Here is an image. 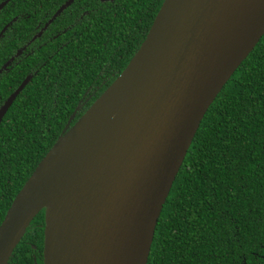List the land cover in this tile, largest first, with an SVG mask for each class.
I'll return each mask as SVG.
<instances>
[{
  "label": "water",
  "instance_id": "1",
  "mask_svg": "<svg viewBox=\"0 0 264 264\" xmlns=\"http://www.w3.org/2000/svg\"><path fill=\"white\" fill-rule=\"evenodd\" d=\"M263 34L264 0H163L121 73L67 128L69 117L13 197L0 222V264L42 210V264H146L201 119ZM131 69L142 73L117 93L122 117L93 138L85 115ZM27 79L0 106V121Z\"/></svg>",
  "mask_w": 264,
  "mask_h": 264
},
{
  "label": "trees",
  "instance_id": "2",
  "mask_svg": "<svg viewBox=\"0 0 264 264\" xmlns=\"http://www.w3.org/2000/svg\"><path fill=\"white\" fill-rule=\"evenodd\" d=\"M147 1H135V14ZM162 1L151 0L144 22L138 21L140 13L134 16L133 23L138 26L135 48L120 63L112 65L118 71L123 70L140 45ZM14 9L17 6L12 0L10 11ZM62 18L57 17L53 23L62 22ZM117 25L116 17L102 21V26L111 31L110 39L117 32L123 33L117 30ZM67 33L56 39L63 41L68 38ZM89 33L86 42L69 41L53 55L52 47L44 44L39 58L42 66L0 121V222L90 85L84 79H91L102 57L114 52L107 45L101 47L106 34L96 29ZM85 44L94 49L88 58ZM49 54L52 56L48 59ZM6 84L7 78L0 75V104L9 93ZM42 232L43 210L31 220L7 264H34L33 258L40 264ZM261 252H264V34L201 119L161 208L146 264H249L251 255Z\"/></svg>",
  "mask_w": 264,
  "mask_h": 264
},
{
  "label": "flooded vegetation",
  "instance_id": "3",
  "mask_svg": "<svg viewBox=\"0 0 264 264\" xmlns=\"http://www.w3.org/2000/svg\"><path fill=\"white\" fill-rule=\"evenodd\" d=\"M11 1L0 0V4L4 3L0 8V20L2 21V26L0 27V75H5L7 78L5 90L9 91L3 97L2 103L21 82L28 78L24 85L25 87L32 77L36 76V73L43 64L39 62V58L40 49L44 44H49L52 47L53 55L69 41L74 40L79 44L86 42L89 39V32H93L96 29L99 33H104L108 36L101 42V47L104 48L107 45L110 48L109 50L114 51L111 54H107V63H105L107 55L102 57L104 62L102 60L99 62L98 67H96L97 72L91 79H84V81L89 80L90 85L81 94L70 115L67 117L61 132L64 131L67 121L72 114L73 116L67 128L93 103L91 102L81 112L82 108L94 97L100 88L105 83L109 85L121 73L122 70L118 71L114 67L115 63L116 61L120 63L122 57L135 48L134 45L137 41L135 32H138V26L133 23L134 16L136 17V14L140 13L138 21L144 22L149 6L152 5L151 0L147 1V4L143 5L140 11L136 10L135 14L134 5L136 0H15L17 9L11 12ZM59 16L63 17L62 22L53 23ZM113 17L117 18V30L123 33L119 34L116 31L117 34L115 32L114 34L116 35L110 39L112 36L111 31L102 26V21H111ZM50 25L51 27L48 28ZM149 27L150 25L148 29ZM148 29L144 33V36ZM66 31H69L67 33L68 38H65L63 41L62 38L60 40L56 39ZM84 47V52L88 58L90 54L94 53V49L88 46V44H85ZM52 55H47V58L49 59ZM114 60L115 62L109 66L108 63ZM10 84L11 86L13 84V87ZM79 113L81 115L77 116ZM39 259L40 264H42V255H40ZM250 259L249 264H264V252H261L259 255L252 254ZM33 261L36 264L35 258H33Z\"/></svg>",
  "mask_w": 264,
  "mask_h": 264
},
{
  "label": "bare ground",
  "instance_id": "4",
  "mask_svg": "<svg viewBox=\"0 0 264 264\" xmlns=\"http://www.w3.org/2000/svg\"><path fill=\"white\" fill-rule=\"evenodd\" d=\"M140 74V69H131L124 72L123 76L118 79L107 90V92L96 102L84 117V123L93 138L99 137L104 131L117 123L124 113L123 107L120 105V99L117 93L122 86L127 84L126 76L128 74ZM58 207H53L47 211L48 223L54 222L59 213Z\"/></svg>",
  "mask_w": 264,
  "mask_h": 264
}]
</instances>
